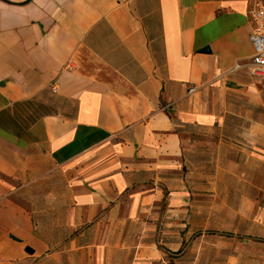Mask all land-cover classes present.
<instances>
[{
	"label": "crops",
	"instance_id": "crops-1",
	"mask_svg": "<svg viewBox=\"0 0 264 264\" xmlns=\"http://www.w3.org/2000/svg\"><path fill=\"white\" fill-rule=\"evenodd\" d=\"M261 2L0 0V264H181L201 213L247 210Z\"/></svg>",
	"mask_w": 264,
	"mask_h": 264
},
{
	"label": "rangeland",
	"instance_id": "rangeland-1",
	"mask_svg": "<svg viewBox=\"0 0 264 264\" xmlns=\"http://www.w3.org/2000/svg\"><path fill=\"white\" fill-rule=\"evenodd\" d=\"M199 224L181 264H264V192L245 211L201 213Z\"/></svg>",
	"mask_w": 264,
	"mask_h": 264
},
{
	"label": "built area",
	"instance_id": "built-area-1",
	"mask_svg": "<svg viewBox=\"0 0 264 264\" xmlns=\"http://www.w3.org/2000/svg\"><path fill=\"white\" fill-rule=\"evenodd\" d=\"M252 19L255 23V30L251 35V42L255 53L247 62L238 63L234 70H245L251 78L264 81V2L256 4L252 11ZM195 91L196 88L192 87L189 93Z\"/></svg>",
	"mask_w": 264,
	"mask_h": 264
},
{
	"label": "water",
	"instance_id": "water-1",
	"mask_svg": "<svg viewBox=\"0 0 264 264\" xmlns=\"http://www.w3.org/2000/svg\"><path fill=\"white\" fill-rule=\"evenodd\" d=\"M200 53H205V54L210 53V49H209V47H206V48L202 49V50L200 51ZM26 252L29 253V254H33V253H34V251H33L31 248H27V249H26Z\"/></svg>",
	"mask_w": 264,
	"mask_h": 264
}]
</instances>
